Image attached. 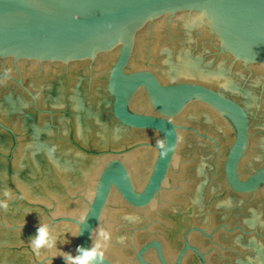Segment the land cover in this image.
Returning a JSON list of instances; mask_svg holds the SVG:
<instances>
[{
	"label": "water",
	"instance_id": "95a60500",
	"mask_svg": "<svg viewBox=\"0 0 264 264\" xmlns=\"http://www.w3.org/2000/svg\"><path fill=\"white\" fill-rule=\"evenodd\" d=\"M0 122V264H264V0H0Z\"/></svg>",
	"mask_w": 264,
	"mask_h": 264
},
{
	"label": "flooded vegetation",
	"instance_id": "af4514ba",
	"mask_svg": "<svg viewBox=\"0 0 264 264\" xmlns=\"http://www.w3.org/2000/svg\"><path fill=\"white\" fill-rule=\"evenodd\" d=\"M14 63H15V66L17 67V64H18V62L16 63L15 61H14ZM115 119V118H114ZM0 127L1 128H3L4 130H5V133H7L6 131H8V130H6L7 129V127H5L1 122H0ZM8 129H11V128H8ZM12 130V129H11ZM10 132H13V130L12 131H10ZM14 133V132H13ZM8 134V133H7ZM126 168V167H125ZM153 168V167H152ZM156 168V167H155ZM126 170L128 171V169L126 168ZM170 171H171V169H170ZM128 173H129V175H130V177H131V179H132V176H131V174H130V172L128 171ZM170 173V172H169ZM169 176V175H168ZM150 177V176H149ZM152 177V176H151ZM151 179V178H150ZM150 179H149V181H150ZM149 181L147 182V184H146V186L148 185V183H149ZM132 182H133V180H132ZM227 183V182H226ZM134 184V183H133ZM227 185H228V187L230 188V186H229V184L227 183ZM145 186V187H146ZM144 190V189H143ZM233 193H235V194H238V193H236V192H233ZM124 201H125V199H124ZM125 203H127V202H125ZM128 204V203H127ZM131 206V205H130ZM206 208H208V205L206 206ZM210 211H212V209H210ZM209 211V209H207V212H210ZM209 214V213H208ZM208 217H211V215H209ZM223 227H225L226 225H222ZM225 228H227V227H225ZM228 229V228H227ZM236 229H238V230H242V231H244L243 230V228L241 227V226H235V227H233V229H231L232 231L233 230H236ZM230 230V229H229ZM181 233H183L182 235L183 236H181V235H179V236H177L178 237V239L180 238V239H183L182 241H183V245H181V247H180V250H179V252H178V254H177V257H176V259H175V261H173V262H171L169 259H168V257H167V255H166V250H165V246H164V243L162 242V241H160V240H153V241H149V242H147L146 244H149V243H151V242H155V241H158V242H160L161 244H162V248H163V254H164V256H165V259H166V263L167 264H187L188 262H187V257L190 255V254H194L195 255V259L197 260V261H195V262H192V263H189V264H209V262H208V260H207V256H206V254H208V252L207 253H205V252H203L202 250H201V248H199V247H197L196 245H194L193 243H191V237L194 235V234H196V232H200V233H202L205 237H207V238H210V239H213V236H214V234L212 233V232H210L209 230H206V229H201V228H198V227H193V228H190V229H188V230H183V231H180ZM210 232V233H209ZM145 244V245H146ZM187 245H189V249L188 250H186L185 252H184V250L187 248ZM197 251H199V253L201 254V255H203V257L197 252ZM150 252H155L156 253V255H157V252H156V250L155 249H152L151 251H149V253ZM149 253L146 255V259H147V261H148V255H149ZM157 257H158V255H157ZM158 260H159V264H163V262L162 261H160V259L158 258ZM148 263L149 264H151L149 261H148ZM138 264H139V262H138Z\"/></svg>",
	"mask_w": 264,
	"mask_h": 264
}]
</instances>
